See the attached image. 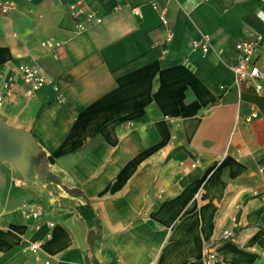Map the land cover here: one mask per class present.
<instances>
[{
	"label": "crops",
	"instance_id": "crops-1",
	"mask_svg": "<svg viewBox=\"0 0 264 264\" xmlns=\"http://www.w3.org/2000/svg\"><path fill=\"white\" fill-rule=\"evenodd\" d=\"M11 1L0 87L21 63L47 83L26 96L16 79L0 116L39 138L60 182L46 205L0 159V264H204L209 250L264 264V81L231 70L234 44L258 35L264 70V1L161 0L162 25L149 0H83L101 21L80 33L70 0ZM202 34L207 53L190 46Z\"/></svg>",
	"mask_w": 264,
	"mask_h": 264
},
{
	"label": "built area",
	"instance_id": "built-area-1",
	"mask_svg": "<svg viewBox=\"0 0 264 264\" xmlns=\"http://www.w3.org/2000/svg\"><path fill=\"white\" fill-rule=\"evenodd\" d=\"M161 0H149L150 5L156 10L158 18L162 25L168 23V8L164 5H160ZM176 1V0H166ZM203 1V0H198ZM264 1V0H260ZM14 3L11 0H0V14H7L13 10ZM68 17L73 22V32L80 33L84 31L86 23H99L100 17L96 15V12L87 9L83 0H70L67 10ZM172 34H168L167 40L171 39ZM262 41V35L256 36L254 39L246 42H236L234 44V51L236 55V62L231 66V70L235 77V83L237 85L252 86L257 92L262 89V81H264V70H262L256 62V54L260 43ZM213 38L211 35L202 34L197 38L190 40V46L193 50H198L201 53H207L212 49ZM49 50H55L61 46L58 42L47 41L43 43ZM16 79H19L21 84L25 86V95L30 96L36 91L41 89L46 83V73L44 68L37 63H21L18 65L14 74L7 76L2 80L0 87V106H2L6 100L12 95L11 85ZM53 90L57 91V87L53 86ZM258 117V112L255 108H252L250 113L245 117L246 122H250L252 119ZM264 148V146L262 147ZM44 211V207L37 203L28 210V213L33 217H38L40 213ZM45 224L48 227L53 226V222L46 221ZM50 235L47 234V237ZM233 238V232L223 231L222 240L228 241ZM30 249L35 251L38 249V245L32 244ZM216 259V253L209 250L204 257V264H212ZM45 264H49V261H45Z\"/></svg>",
	"mask_w": 264,
	"mask_h": 264
},
{
	"label": "water",
	"instance_id": "water-1",
	"mask_svg": "<svg viewBox=\"0 0 264 264\" xmlns=\"http://www.w3.org/2000/svg\"><path fill=\"white\" fill-rule=\"evenodd\" d=\"M0 159L8 163L27 188L44 204L53 199L52 180L60 182L52 168L46 148L27 128L0 116Z\"/></svg>",
	"mask_w": 264,
	"mask_h": 264
}]
</instances>
